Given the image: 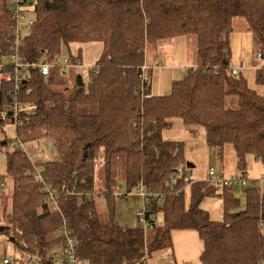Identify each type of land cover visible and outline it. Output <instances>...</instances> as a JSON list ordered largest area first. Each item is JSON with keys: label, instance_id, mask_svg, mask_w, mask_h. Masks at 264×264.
<instances>
[{"label": "trees", "instance_id": "obj_1", "mask_svg": "<svg viewBox=\"0 0 264 264\" xmlns=\"http://www.w3.org/2000/svg\"><path fill=\"white\" fill-rule=\"evenodd\" d=\"M31 12L34 22L21 27L19 42L25 63L54 60L72 43L102 42L103 51L81 85L71 68L55 66L43 75L31 65L29 79L15 91L1 77L10 66H0V130L7 121L15 124V97L35 105L18 114L16 139L0 137V149H9L0 192L7 177L13 181L0 225L7 227L1 232L12 240V255L32 252L55 261L59 254L50 247L56 243L66 252L73 238L78 263L148 264L171 250L173 230L193 229L203 240L204 264H264V191L245 171L248 155L264 164V95L230 71L234 17L247 19L257 51L264 52V0H35ZM15 28L13 6L0 0V61L14 54ZM187 34L197 37L195 65L172 82L170 93L153 94L150 77L143 83L140 77L147 45ZM77 56L69 54L73 61ZM256 80L264 83V65L256 68ZM174 118L193 133L203 127L207 143L221 154L226 144L235 148L237 174L248 180L242 193L234 184L169 177L180 166L185 173L186 164L183 142L162 136ZM41 150L57 156L39 159ZM39 169L58 192L56 203L35 180ZM121 182L125 190L143 183L154 193L150 229L115 222ZM102 195L108 220L96 200ZM214 195L223 200L221 219L200 206ZM158 212L162 224L154 218ZM64 225L68 235L59 231Z\"/></svg>", "mask_w": 264, "mask_h": 264}, {"label": "rangeland", "instance_id": "obj_2", "mask_svg": "<svg viewBox=\"0 0 264 264\" xmlns=\"http://www.w3.org/2000/svg\"><path fill=\"white\" fill-rule=\"evenodd\" d=\"M14 0H6L7 5L9 8H11L13 5ZM30 1V5H27ZM27 3L22 4V8L27 9L30 8V11L28 12L29 16H32V7L33 2L35 0H29ZM27 15V19L30 17ZM27 31V30H25ZM86 44L94 45L95 46H101V43H85L84 47H86ZM83 46V45H80ZM76 44L72 43L69 47L63 46L61 55H60V62H64V58L66 55L70 54V51L72 53L75 52ZM195 47V49H193ZM196 48H197V37L195 34H187V55L185 53V56L177 55L174 56V60L177 63H174V65L171 64L167 68L156 66L153 70V92L157 90H166L165 92H169L172 87V81L177 77L181 78L184 74V64H187L193 60L195 62L197 60L196 58ZM257 44L253 38L252 29L251 26L248 29H243L241 25H232V31L230 33V68L236 67L239 70V76H243L246 80L249 86L254 88L259 94L264 95V83H258L256 80V68L258 69V64L255 59V55L257 52ZM71 53V54H72ZM193 54V57L191 56ZM78 57V56H77ZM179 62H185L183 65H179ZM164 64V63H163ZM166 64V63H165ZM190 65H187V67ZM93 65H81L78 67H74L70 69V77L74 78V75L78 74L80 75L84 82L88 81V77L90 75V72L93 69ZM160 67V68H159ZM262 67V66H261ZM259 67V68H261ZM162 73L163 76H162ZM149 75V71H148ZM2 77V76H1ZM165 87V89H163ZM161 93L162 91H158ZM236 101V98L233 96L230 98V102L234 104L233 102ZM198 132L193 133L190 131L191 129L188 128L183 121L180 118H174L172 121V125L169 128H165L162 131V136L166 139H177L183 142L184 144V155L186 159V168L185 173L186 175L191 178L194 181H203L208 180L209 177V168L211 166H214L220 173H224V176H231L232 174L238 173V159H237V153L235 148L231 144H226L224 146L222 154L220 151L215 148L214 146H211L207 143L206 140V133L204 132L203 127L198 128ZM16 124L10 123L7 121L3 125V129L0 130V137L6 136L7 138L16 139ZM193 139H197L200 143L202 142L207 149V156L202 155H195L192 154V151L197 150L196 146L192 145ZM46 146V143H45ZM36 150L38 147H35ZM9 149H0V173L5 174L7 171V153ZM53 154H55L53 156ZM57 152L56 150H49L48 154L39 155L42 158H56ZM38 159V158H36ZM188 163H192V166H189ZM259 162L255 156L248 155L246 157V164H247V172L251 173L252 176L256 177L259 175L260 170H264V164ZM181 167V166H180ZM179 167V168H180ZM261 170V171H262ZM249 176V175H248ZM6 186L4 188V191L0 192V223H5V219L2 217V210L4 207H7V203H9V206L11 204L10 198H11V192H12V186L13 181L11 178H6ZM98 183H102V180L98 181ZM119 185L122 187L121 191L124 192L126 189V186L123 182L119 183ZM99 189H102L101 186H99ZM96 200H99V208L100 211L105 219H109L110 215V209L108 207V203H105L106 200L102 198V196L97 197ZM101 200V201H100ZM116 211H115V222L119 224H123L125 226L127 225H138L141 226L142 223L135 217V212L138 209H142L144 207L143 199L138 196H130L129 198L125 197H118L116 200ZM208 203L209 208L211 210V213L218 216H221V210L220 208H215L214 202L212 204V201L209 200ZM113 202V201H112ZM205 205H207L205 203ZM240 206L245 207V199L242 198L240 200ZM202 207V206H201ZM220 212V213H219ZM214 215H211V219H215ZM156 220V223L162 224L163 223V214L162 212H158L157 215L154 217ZM150 234V233H149ZM50 250H56L57 254H60L61 248L59 245L54 243L52 247H50ZM14 253V247L12 244L11 238L0 231V263H2L5 256H11ZM155 258V257H154ZM156 259V258H155ZM164 264H171L172 257L168 254L166 257L163 258Z\"/></svg>", "mask_w": 264, "mask_h": 264}, {"label": "built area", "instance_id": "obj_3", "mask_svg": "<svg viewBox=\"0 0 264 264\" xmlns=\"http://www.w3.org/2000/svg\"><path fill=\"white\" fill-rule=\"evenodd\" d=\"M23 3H26V0H16L15 5H13V13L16 19V28L13 31V34L15 37V48H13L14 54L8 61L6 62L0 61V66H10V70L2 72L1 76L4 80L13 82L15 84V91L18 89V87L21 85L22 82H25L27 81V79H29L30 73H29L28 67L31 65L39 66L43 75H48L51 71V68L55 66L74 68V67H78L82 65L78 58L75 61H73L71 60L69 55H66V57L64 58V62H60L59 59H60L61 54L57 55L54 60L44 59V60H41L38 64L25 63L21 59L20 53H19V42L22 37L21 27L30 26L34 22L33 17L28 15L27 9L22 8ZM27 15L30 17L29 19H27ZM255 59L258 64V68L263 66L264 65V52L257 51L255 55ZM158 65H160V63ZM148 71H149V66L145 63L142 66V74L140 75L142 83L143 81H146L148 79L149 77ZM230 71L234 76L240 77L239 70L237 68H230ZM143 91L144 90H141V93H143ZM10 108L13 109L14 111L13 116L15 118V124H17L19 123L18 114L22 111H28V110L35 108V105H32V104L23 105L19 101H17V98L15 97ZM2 115H3V118H8L9 111L4 110L2 112ZM37 143L39 144L40 141H38ZM40 153L41 155H44L45 150H41ZM98 164L99 163L96 162L95 168L98 167ZM177 176H183L186 182H190V178L188 176H185L183 166L178 168L169 177L171 179H174ZM35 180L43 184L44 191L47 193L49 200L56 203L57 202L56 199L58 198L59 194L58 192L54 191L52 183L45 182V180L43 179L41 175V169L38 170ZM208 180L216 183L219 187H223L229 184L237 185L239 187L240 193H242L243 190L241 191V189L245 187L248 182V180H246L241 173L232 174L231 176H224V174L220 173L214 166H211L209 168ZM135 195H138L143 199L144 207L142 209H138L135 212V217L142 223L141 226L144 228V231H146L152 227L150 225V220H149V218L152 215L150 214L148 210V205L150 203L151 196H153L154 193L148 190L143 183H141L134 190H125L124 192H122L121 188L118 187L117 191L115 192L116 197L129 198L130 196H135ZM91 196H92L91 194H88V197H91ZM102 198L105 200L106 197L102 195ZM59 231L67 235L69 234V231L65 228V225L63 227H60ZM0 264H81V263H78L75 257V241L73 240V238H69V245H68L66 252L61 251L58 259H56L55 261L53 260V261L46 262L35 253L19 252L11 256H5L2 263ZM82 264H90V263L88 261H85ZM144 264H147V263H144Z\"/></svg>", "mask_w": 264, "mask_h": 264}, {"label": "crops", "instance_id": "obj_4", "mask_svg": "<svg viewBox=\"0 0 264 264\" xmlns=\"http://www.w3.org/2000/svg\"><path fill=\"white\" fill-rule=\"evenodd\" d=\"M14 2H15V0L13 1V4H14ZM232 25H241V27L243 29L244 28L245 29L250 28V24L247 21V19L242 17V16L234 17L232 20ZM252 34H253V32H252ZM89 43H96V42H89ZM98 43H101L100 47L99 46L94 47V45H90V44H86L87 46L84 47L85 43H83V44L75 43L77 46L75 48V52L72 53L70 51V54L72 53L75 56L78 55V58H79V60L83 66L84 65H93L94 66L97 63V61L100 58L102 51H103V43L102 42H98ZM80 45H83V46H80ZM186 48H187V35L177 36V37L171 38L169 40H166L164 42L152 43V44L147 45L146 50H145V53H146L145 63L149 66V71H150L149 77H150V83H151L150 89H151V92L153 94H157V95L168 94L171 91L170 90L167 93L165 92L166 90H157V91L153 92V76H152V74H153L154 68L156 66L166 67V65L169 64V65H167V68H168L169 66H171V64L174 65V63H177L174 60V56L177 55L178 53L181 56H182V54H183V56H185V53L188 52V51H186L187 50ZM193 49H195V47H193ZM186 55H187V53H186ZM191 56L193 57V54H191ZM159 63H160V65H158ZM183 63H185V62H182V63L179 62V65L180 64L183 65ZM187 65H190V66L187 67ZM194 65H195V62H193V60H191V62H189L187 64H184V74H185L187 68L192 67ZM231 68H236V67H231ZM163 74L164 73H162V76H163ZM184 74L182 76H184ZM177 79H180V78L176 77L174 80H177ZM163 89H165V87H163ZM158 91H162V92L159 93ZM198 130L199 129H197L196 132H198ZM204 132H205V130H204ZM175 140H177V139H175ZM191 142H192V145L196 146V148H197V150L192 151V154L207 156V154H208L207 149L205 148V146L202 142L200 143L197 139H193V141H191ZM38 158H41V157L39 156ZM257 160L259 162H261V160H259V159H257ZM261 163H260V165H261ZM191 164L192 163H188L189 166H192ZM184 167L186 168V164L184 165ZM261 170L259 172V175L254 177L251 175V173L247 172V168L245 169V171L249 175L250 179L251 180L252 179L258 180L257 183L259 184L261 190L264 191V170H262V171ZM237 171H238V169H237ZM120 188H122V187H120ZM187 190H188V188H187ZM103 196H105V195H103ZM211 199L214 200V201H212V204L214 202L215 208H217V209L220 208L221 216H218L217 213H216V215L211 213V210H210L209 205H208V203L210 202L209 200H211ZM205 203L207 205H205ZM200 206H202V208L204 210L209 211L210 216L214 215L215 219H221L223 217V200H222L221 196H219V195H214V196H209V197L204 198L202 200ZM133 226H135V225H133ZM136 226H138V225H136ZM171 236H172V248H171V250L156 253L157 255H154V257L156 259L154 257L150 258L148 264H164L163 258L166 257V255L168 256V254L171 255V257H172L171 264H204L200 259V256H201L202 251H203V246H204L203 240L200 238V236L196 230H193V229H175L172 231Z\"/></svg>", "mask_w": 264, "mask_h": 264}, {"label": "water", "instance_id": "obj_5", "mask_svg": "<svg viewBox=\"0 0 264 264\" xmlns=\"http://www.w3.org/2000/svg\"><path fill=\"white\" fill-rule=\"evenodd\" d=\"M77 79H78V83L81 85L83 83L82 77L78 75ZM6 228H7L6 226L0 225V231H4Z\"/></svg>", "mask_w": 264, "mask_h": 264}]
</instances>
